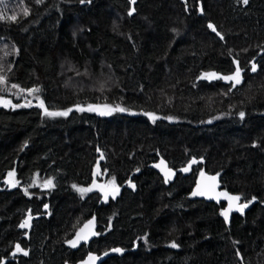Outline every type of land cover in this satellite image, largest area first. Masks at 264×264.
Listing matches in <instances>:
<instances>
[{
	"label": "trees",
	"instance_id": "trees-1",
	"mask_svg": "<svg viewBox=\"0 0 264 264\" xmlns=\"http://www.w3.org/2000/svg\"><path fill=\"white\" fill-rule=\"evenodd\" d=\"M0 16V264L117 248L103 264H264V0H1ZM233 60L241 87L202 79ZM105 105L125 111L87 110ZM201 171L248 210L226 224L224 204L192 200Z\"/></svg>",
	"mask_w": 264,
	"mask_h": 264
},
{
	"label": "water",
	"instance_id": "water-1",
	"mask_svg": "<svg viewBox=\"0 0 264 264\" xmlns=\"http://www.w3.org/2000/svg\"><path fill=\"white\" fill-rule=\"evenodd\" d=\"M237 66H239L238 62L233 60V67H234L233 72L227 75H218V76L233 75L236 71ZM239 68L241 69V82L239 84H236L235 87H233L234 81L219 79L221 83L225 86H231L232 89H237L241 87L245 82L246 73L245 70H243L240 66ZM100 111H104V110L99 107V110L96 111L99 116H101ZM102 163H104V157L103 155H99L92 170V179H93V184L95 186H97V182H96L97 178L100 177L101 175ZM192 166L193 163H189L186 167L178 170L177 172L183 174L190 173ZM149 168L153 170L155 173H157V175H159L165 182L172 183L174 181L175 171L169 168V166L165 161L155 162L151 164ZM201 173H203V175H201ZM201 173L198 175L195 185L191 191L190 197L192 200L205 201L207 203H214V204H221V203L224 204L225 206L222 213L227 212V219H225L224 215H222V218L226 224H229L231 216L233 214L241 215L248 210L249 206L243 208L242 211L239 210L240 206L245 204V203H241L240 198L239 200L228 199V197H238V196L232 195L226 191L221 190L219 176L207 174L205 173V171H201ZM210 177H215V179L214 180L209 179ZM196 192H204L205 194L194 195L193 193ZM95 233H96V217L93 216L89 220H87L83 225H81V227L76 231V233L70 239L68 246L71 249H78L82 246H88L95 237ZM73 242H75V246H73ZM117 249L119 251H117ZM117 249L106 251L100 255L95 253H88L83 260L77 262L76 264H103L107 259L121 255L122 250L120 248Z\"/></svg>",
	"mask_w": 264,
	"mask_h": 264
},
{
	"label": "snow or ice",
	"instance_id": "snow-or-ice-1",
	"mask_svg": "<svg viewBox=\"0 0 264 264\" xmlns=\"http://www.w3.org/2000/svg\"><path fill=\"white\" fill-rule=\"evenodd\" d=\"M134 2H135V0H133V3ZM243 2L245 4H247L248 3V0H243ZM131 14L132 13L130 12L129 15H131ZM25 15H27V10H25ZM0 18H3V17L0 16ZM9 19H11V20L14 21L16 19V17L15 16H12V17H9ZM208 27L210 29H212L213 32H216V28L213 25L209 24ZM216 34L217 35H220L219 32H216ZM221 39H223L222 36H221ZM252 71L253 72L256 71V65L255 64L252 65ZM204 78H216V79H224V80H227V81H234L233 87H235L236 84H239L241 82V69L239 68V66H237L235 73L233 75H229V76H217L216 73H208L204 77H202V79H204ZM3 82H4L3 78L0 77V83H3ZM13 87H16V85H13ZM31 91L32 92H38L39 89H32ZM0 103L4 104V106H8L10 104V101L0 100ZM30 103L31 102L29 101L28 104H30ZM23 106H26V105H12V107H23ZM39 106L40 107H44L43 101H41V103H40ZM104 108H106L108 110L107 111H100V114L101 115L110 114V112L113 111V110H116V111H125V109L120 108L119 106H117L115 109H111V108H109V106L105 105ZM77 110L83 111L84 109L78 108ZM87 110H89V111H97V110H99V106H96V107L89 106V108ZM44 111H45V114L46 115H49V116H54V115H65L66 116L68 114L67 112H60V113L48 112L46 108L44 109ZM69 111H71V109H69ZM149 116H150V118L155 119V117L152 116V114H149ZM240 116H241V118H243L244 113L241 112L240 113ZM10 175H12V174L10 173ZM201 175H203V173H201ZM166 176H167V173H166ZM209 179H213L214 180L215 177H210ZM47 184L48 185H51V181H48ZM89 190L90 189H80V191H82V192L83 191H89ZM116 191L118 192L119 189H116ZM193 194L194 195H204L205 193L204 192H196V193H193ZM228 199L229 200H239V197H228ZM247 206H248L247 204H244V205L240 206V209L239 210L242 211L243 208H245ZM222 215H224L225 216V219H227V212L222 213ZM25 226H27V221L25 222V224H22L21 225V227H25ZM73 246H75V242H73ZM171 247H177V245L175 243H173L171 245ZM17 251H22L20 249L19 245H17ZM117 251H119V250L117 249ZM24 255H27V252H24Z\"/></svg>",
	"mask_w": 264,
	"mask_h": 264
},
{
	"label": "rangeland",
	"instance_id": "rangeland-1",
	"mask_svg": "<svg viewBox=\"0 0 264 264\" xmlns=\"http://www.w3.org/2000/svg\"><path fill=\"white\" fill-rule=\"evenodd\" d=\"M1 1V0H0ZM208 79H212V78H208ZM26 93H27V91H25ZM28 94V93H27ZM0 100H7V101H10L9 99H7V98H0ZM11 105V101H10V104L8 105V106H4V104H2V103H0V106H2V107H9ZM104 175L101 173V175H100V177L102 178ZM96 182H97V180H96ZM97 186H98V182H97ZM95 187V186H94ZM111 187H112V185H111ZM86 193V192H85ZM30 218H27L24 222H23V224H25V222L27 221V226H25V227H28L29 226V224H30Z\"/></svg>",
	"mask_w": 264,
	"mask_h": 264
},
{
	"label": "flooded vegetation",
	"instance_id": "flooded-vegetation-1",
	"mask_svg": "<svg viewBox=\"0 0 264 264\" xmlns=\"http://www.w3.org/2000/svg\"><path fill=\"white\" fill-rule=\"evenodd\" d=\"M230 87H231V86H230ZM182 174H183V173H182ZM184 174H186V173H184ZM175 175H176V174H175ZM158 176H159V175H158ZM159 177H160V176H159ZM160 178H161V177H160ZM161 179H162V178H161ZM162 180H163V179H162ZM163 182H164V183H167V184L169 183V182H165L164 180H163ZM224 206H225V205H224Z\"/></svg>",
	"mask_w": 264,
	"mask_h": 264
}]
</instances>
